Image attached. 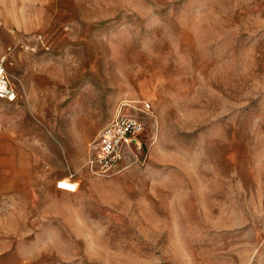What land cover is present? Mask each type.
I'll use <instances>...</instances> for the list:
<instances>
[{
	"label": "rangeland",
	"instance_id": "obj_1",
	"mask_svg": "<svg viewBox=\"0 0 264 264\" xmlns=\"http://www.w3.org/2000/svg\"><path fill=\"white\" fill-rule=\"evenodd\" d=\"M1 60L0 264H264V0H0ZM145 100L144 149L84 166Z\"/></svg>",
	"mask_w": 264,
	"mask_h": 264
},
{
	"label": "built area",
	"instance_id": "obj_2",
	"mask_svg": "<svg viewBox=\"0 0 264 264\" xmlns=\"http://www.w3.org/2000/svg\"><path fill=\"white\" fill-rule=\"evenodd\" d=\"M0 98L9 102H15L18 99V92L12 85L2 60L0 61ZM150 114H152L150 101H137L134 104L123 102L117 113L91 141L87 161L89 169L99 175L112 174L120 170L129 153L143 150V135L147 126L145 118ZM58 187L74 192L78 189V182L65 178L58 182Z\"/></svg>",
	"mask_w": 264,
	"mask_h": 264
},
{
	"label": "crops",
	"instance_id": "obj_3",
	"mask_svg": "<svg viewBox=\"0 0 264 264\" xmlns=\"http://www.w3.org/2000/svg\"><path fill=\"white\" fill-rule=\"evenodd\" d=\"M2 100H5V99H1L0 98V102H2ZM7 101V100H6ZM0 120L2 121L3 120V116H2V111L0 110ZM4 131H1V129H0V152H3V145L5 144V143H10V144H13L14 143V146L15 145H18L17 146V148H21V147H19V143L17 142V140H16V135L15 134H13V133H11V135H7V137H6V139H5V137H3V135H5V133H3ZM22 150H23V152H21V154L23 155V156H27V157H29L28 155L30 154V152H28V150H26V149H24V148H22ZM84 166H87V162L85 163V165Z\"/></svg>",
	"mask_w": 264,
	"mask_h": 264
},
{
	"label": "bare ground",
	"instance_id": "obj_4",
	"mask_svg": "<svg viewBox=\"0 0 264 264\" xmlns=\"http://www.w3.org/2000/svg\"><path fill=\"white\" fill-rule=\"evenodd\" d=\"M135 102H137V101H135ZM127 103H129V102H127Z\"/></svg>",
	"mask_w": 264,
	"mask_h": 264
}]
</instances>
